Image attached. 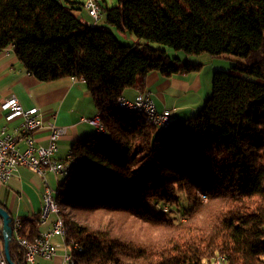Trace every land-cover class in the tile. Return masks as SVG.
Listing matches in <instances>:
<instances>
[{
  "label": "trees",
  "instance_id": "1",
  "mask_svg": "<svg viewBox=\"0 0 264 264\" xmlns=\"http://www.w3.org/2000/svg\"><path fill=\"white\" fill-rule=\"evenodd\" d=\"M71 9L0 0V51L12 47L38 81L83 79L105 129L72 145L75 164L59 185L66 242L81 249L70 248L72 264H212L218 255L264 264V0L101 5L108 25L141 40L132 45ZM152 43L232 64L214 70L210 95L179 129L159 130L116 106L125 90L143 91L152 72L202 70ZM148 202L171 214L152 213ZM37 226L21 221L19 234L32 240ZM9 254L26 264L13 234Z\"/></svg>",
  "mask_w": 264,
  "mask_h": 264
},
{
  "label": "crops",
  "instance_id": "2",
  "mask_svg": "<svg viewBox=\"0 0 264 264\" xmlns=\"http://www.w3.org/2000/svg\"><path fill=\"white\" fill-rule=\"evenodd\" d=\"M59 1L66 6H72V13L84 24H93L84 7L87 0ZM98 1L102 6L105 3V0ZM102 17L103 14L98 22ZM187 59L192 61L191 57ZM202 64L203 68L199 72L168 78L152 72L146 78L145 92L150 95L158 111H170V122L175 129H179L186 118L194 115L203 106L211 93L214 70H228L219 63L210 70L209 67L206 68L209 63ZM139 91L141 90L127 89L123 97L133 100ZM11 96L18 99L23 109L38 108L44 123L52 121V116L55 114L54 122L66 128V133L57 141L58 150L54 154L56 160H67L71 147L76 141L97 135L95 127L88 120L98 111L84 83L70 77L50 82L38 81L16 59L13 48L8 47L0 51V104ZM21 121L20 118L7 120L6 112L0 108V129L5 128L6 132L13 134ZM33 138L36 145L45 146L48 142L47 129H39L33 134ZM18 147L23 149L25 145L20 142ZM45 178L51 188L56 187L57 180L53 174L46 173ZM43 192L44 184L41 177L30 169L21 167L8 182L0 181V206L8 211L13 221L37 222ZM37 227L39 232L43 230ZM1 229L0 218V247H2ZM52 242L56 246V255L50 260L38 258L39 263L62 264L63 254L66 251L70 252V248L64 247L59 237L53 238Z\"/></svg>",
  "mask_w": 264,
  "mask_h": 264
},
{
  "label": "built area",
  "instance_id": "3",
  "mask_svg": "<svg viewBox=\"0 0 264 264\" xmlns=\"http://www.w3.org/2000/svg\"><path fill=\"white\" fill-rule=\"evenodd\" d=\"M84 7L93 20V24H96L101 18L100 2L98 0H87ZM73 79L84 83L83 79ZM116 102L150 106L152 108L154 127L158 129L170 124V111H158L155 103L145 90L139 91L133 100L120 96ZM0 108L6 112L7 120L16 118L22 120L20 126L16 128L13 134L6 132L5 128L0 129V181L3 183L8 182L19 168L24 167L40 176L44 184L42 206L37 219V225L43 230L32 240H29L19 234L21 222H18V220L13 222V235L23 250L24 262L26 264H41L37 261L38 258L50 260L56 255V246L52 242L53 238L59 237L64 247L69 245L66 242L65 235L58 233L55 208L52 206L50 199L51 187L45 178L46 173H51L57 177L62 169H66V161L74 160L70 157V154L67 160L64 161L54 158V154L58 150L57 141L66 133V128L58 126L54 122L55 114L52 116V121L44 123V118L38 108L23 109L15 96H11L1 103ZM96 115H100V113L98 112ZM96 115L88 121L95 127L96 134L104 135V133H99V127L96 125ZM42 128H46L48 131V142L45 146L36 145L33 138V134ZM20 142L25 145L23 149L18 147ZM74 248L77 250L76 247ZM224 257L222 256L216 264H221V259H224ZM0 264H7L2 247H0ZM62 264H66L64 254Z\"/></svg>",
  "mask_w": 264,
  "mask_h": 264
},
{
  "label": "bare ground",
  "instance_id": "4",
  "mask_svg": "<svg viewBox=\"0 0 264 264\" xmlns=\"http://www.w3.org/2000/svg\"><path fill=\"white\" fill-rule=\"evenodd\" d=\"M116 106L120 110H122L124 112H127V113L141 114L144 117L145 121L149 125L154 126V121L152 120V108L150 106H146V105H129V104L125 103V102H116ZM96 125H97V127H99V133H104L105 134V129H104V127H103V125H102V123L100 121V115H96ZM169 126H170V124L165 125L164 127H162V129H166ZM159 130H161V129H159ZM97 135H102V134H97ZM74 164H75V160L66 161V169H62L61 172L58 174V176L55 177L56 180H57L56 181V183H57L56 187L55 188L52 187L50 189V199H51L52 206L55 208V218H56L57 223H58V233L61 234V235H65V238H66L67 229H66L64 220H63L62 216L60 215L59 207H58V204H57V196L59 194V185H60V182H61V180H59V178H64V177L70 175L72 166ZM18 222H21V221L18 220ZM74 247H76V249L80 252L81 249L75 242L70 241L69 245H66V248L75 249ZM222 256L223 255L216 256L214 258L212 264H216V262H219L220 258ZM64 258L66 260V264H72L71 252L66 251L64 253ZM221 264H226V258L225 257H224V259H221Z\"/></svg>",
  "mask_w": 264,
  "mask_h": 264
},
{
  "label": "rangeland",
  "instance_id": "5",
  "mask_svg": "<svg viewBox=\"0 0 264 264\" xmlns=\"http://www.w3.org/2000/svg\"><path fill=\"white\" fill-rule=\"evenodd\" d=\"M81 2V1H80ZM116 4V0H105V3H103V6H107V7H111L113 5ZM97 27L100 28H105L108 30H111V32L118 38V40L120 41L121 44L123 45H132L135 44L137 42H140L141 40H139L138 38H136L135 36L129 34V33H122L119 32L116 28L111 27L110 25H108L106 23L105 20V16L103 15L102 20L100 22H98ZM131 38V39H130ZM153 46L159 47L160 49H163L166 51V53L169 55V57H177L179 58L182 62L183 61H187L188 57L192 58V61L190 62H198V63H209L206 68H208L209 70L211 69V67L213 66H217L219 64H221V66L223 65L225 68L227 67V69L230 71L231 68V63L228 59H224V58H211L205 54H201V55H187L185 54L183 51H176L174 49H171L169 47H165L162 46L160 44H156V43H152ZM194 60V61H193ZM212 60V61H211ZM219 63V64H218ZM245 77V76H244ZM180 204H184L186 203V199L184 196H181L180 200H179ZM157 205V206H155ZM147 207L148 209L156 214V215H161V216H168L169 214H171L169 212V210H164V212H162L161 208L164 207L163 204L161 203H154V202H148L147 203ZM167 211V212H166Z\"/></svg>",
  "mask_w": 264,
  "mask_h": 264
},
{
  "label": "water",
  "instance_id": "6",
  "mask_svg": "<svg viewBox=\"0 0 264 264\" xmlns=\"http://www.w3.org/2000/svg\"><path fill=\"white\" fill-rule=\"evenodd\" d=\"M0 218L2 221V229H1V234H2V250L4 253V257L7 261V264H15L9 254V242L11 240L13 230H12V218L10 214L8 213L5 208L0 206Z\"/></svg>",
  "mask_w": 264,
  "mask_h": 264
}]
</instances>
